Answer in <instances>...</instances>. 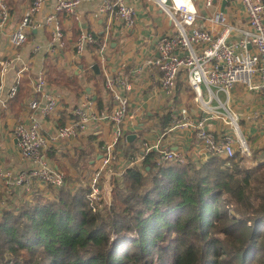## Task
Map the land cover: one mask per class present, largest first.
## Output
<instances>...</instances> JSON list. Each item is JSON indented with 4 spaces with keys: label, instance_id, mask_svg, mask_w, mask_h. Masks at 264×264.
<instances>
[{
    "label": "crops",
    "instance_id": "1",
    "mask_svg": "<svg viewBox=\"0 0 264 264\" xmlns=\"http://www.w3.org/2000/svg\"><path fill=\"white\" fill-rule=\"evenodd\" d=\"M32 1L7 0L11 19L0 33V96L5 101H0V170L9 172L14 179L20 172L29 168L19 151L14 130L19 123L28 124L30 114H35L39 119L41 132L48 137L58 127H64L78 119L75 111L84 93L92 95L98 110L111 111L115 104L106 88L107 76L123 78L129 86L124 92L129 106L126 117L120 124L124 133L119 142L122 147L128 149L129 144L136 143L139 150L136 156H140L144 142L161 140L163 148L183 153L188 163H204L211 156L204 147L198 130L173 128L177 121L190 118L195 122L206 116L197 110L195 96L186 73L179 74L176 89L170 96L161 91V74L158 71L150 72L145 68L139 77L133 76L136 69L145 67L157 55L158 41L174 33L169 19L154 2L126 0L136 11L132 29L107 14L98 16L101 0L83 2L78 8L79 20L67 17L64 13L59 15L66 35L65 48L54 50L51 47L52 30L44 24L45 17L56 6L55 1L50 0L41 13L34 17V23L39 27L30 29L28 42L19 49L13 48L10 37L23 21L25 11ZM212 1L213 6L207 7V0H193L199 13L196 26L219 37L224 25L216 23L215 19L217 14L222 12L224 23L237 30L232 34L230 41L238 43L242 38V30L248 28L245 7L240 0ZM82 29L92 33L98 42L106 41V51L100 52L99 44L90 45L83 54L78 55L75 44ZM8 60H12L11 68L5 70L3 63ZM96 67L97 71L94 69ZM55 72V79H58L59 84L50 81V75ZM41 73H45L48 82L46 93L58 97L59 100L56 112L47 118L31 108L33 101L44 102L42 94L35 90L34 83ZM66 78L75 83L74 87H71L72 92L64 87L62 80H67ZM13 86H17L19 91L23 88L22 103H18L14 109L10 99L7 100ZM77 88H80L78 95L75 91ZM203 91L204 96L208 97L205 86ZM229 95V101L228 95L222 93L219 96L227 104L228 110L238 114L239 130L251 139L249 156L240 152L238 146L235 147L237 153H240V165L257 168L264 164V90L252 91L238 85ZM183 110L187 111L186 116L183 115ZM115 129L112 124L102 123L97 127H89L77 138L49 147L47 157L55 169L66 175L67 185L71 190L75 191L81 183L90 181L100 163L102 147L113 139ZM206 129L216 135L232 134L235 131L229 124L213 120L207 122ZM122 147L117 146L116 149L121 162L127 164L136 158L135 156L127 161ZM109 176H106L108 182L111 177ZM35 187L44 191L47 196L53 194L51 188L40 185ZM6 194L0 177V200Z\"/></svg>",
    "mask_w": 264,
    "mask_h": 264
},
{
    "label": "trees",
    "instance_id": "2",
    "mask_svg": "<svg viewBox=\"0 0 264 264\" xmlns=\"http://www.w3.org/2000/svg\"><path fill=\"white\" fill-rule=\"evenodd\" d=\"M135 144L118 143L127 161ZM157 157L111 177L112 206L99 212L87 181L1 198L0 264H264V164L240 165V153L186 165Z\"/></svg>",
    "mask_w": 264,
    "mask_h": 264
},
{
    "label": "built area",
    "instance_id": "3",
    "mask_svg": "<svg viewBox=\"0 0 264 264\" xmlns=\"http://www.w3.org/2000/svg\"><path fill=\"white\" fill-rule=\"evenodd\" d=\"M48 1L50 0L32 1L25 11L23 21L10 37L13 48L19 49L28 42L30 29L39 27L34 23V17L41 13ZM54 1L56 6L45 17L44 24L52 30V43L63 49L65 32L58 15L62 12L69 16L75 15L80 4L87 0ZM151 1L169 19L174 33L158 41L156 44L157 55L145 67L136 69L133 76L139 77L145 68L150 72L158 71L161 74V91L166 96H170L176 89L179 74L185 72L195 94L194 102L197 110L206 116L195 122L190 118L186 121H177L173 128L198 130L204 147L211 155L219 158L233 159L237 154L236 146L240 152L249 156L250 148L247 138L238 127L240 118L238 114L228 110L227 104L221 100L219 95L222 93L228 95L229 101L230 91L238 85H243L252 91L264 90V0H240L246 9L248 28L242 30V38L238 43L230 41L232 34L237 30L224 23L222 12L217 14L215 21L219 24L222 23L224 28L219 37H215L210 31L196 26L199 13L193 0ZM101 2L98 16L107 14L132 29L136 14L133 5H128L126 0H101ZM206 6L212 7L213 1L207 0ZM10 19L11 13H9L7 0H0V33L6 28ZM98 44L99 51L104 53L107 49L106 41L98 42L92 33L82 29L75 44L77 54L81 55L90 45ZM11 64L12 60L4 62L5 70L11 68ZM34 83L35 90L42 94L44 102L33 101L31 108L37 110L42 117L47 118L56 112L59 104L58 97L46 93L48 82L45 73H41ZM204 86L207 88L208 97L204 96ZM106 87L115 104L109 112L98 110L92 95L86 93L75 111L78 120L71 121L65 127L57 129L56 133L51 136L46 137L42 134V126L35 114H30L28 124L19 123L16 126L14 135L18 138L19 151L30 167L29 170L20 172L14 179L11 178L9 172L0 170V177L8 197L14 196L17 190H22L25 194L31 193L32 187L37 185L45 188L65 186V174L55 169L47 157L49 147L65 142V140L77 138L92 123L111 121L117 124L114 131L115 140L103 147L102 159L89 181L91 201L97 204L98 209L105 206L111 207V205L102 204L111 188L110 180L108 182L106 176L108 174L111 177L119 176L124 170H127L125 163L117 157L116 149L122 136L118 124L123 122L129 106V100L124 96V92L129 86L123 78L107 76ZM17 90L18 87L13 86L7 100L12 99ZM0 101L5 103L1 96ZM221 110L224 112L222 113ZM182 113L187 115L186 110H183ZM209 120L225 122V124L231 125L235 131L232 134L216 135L206 129ZM143 151L142 155L130 164L131 166L144 161L153 152H157L159 164L171 161L181 165L188 163L183 153L163 148L161 140L154 141L150 145L144 144ZM114 167L120 169L114 171Z\"/></svg>",
    "mask_w": 264,
    "mask_h": 264
},
{
    "label": "rangeland",
    "instance_id": "4",
    "mask_svg": "<svg viewBox=\"0 0 264 264\" xmlns=\"http://www.w3.org/2000/svg\"><path fill=\"white\" fill-rule=\"evenodd\" d=\"M88 1V0H87ZM83 2H86V1H83ZM82 2V3H83ZM81 3V4H82ZM80 4V5H81ZM80 7V6H79ZM78 7V8H79ZM78 8H77V13L75 14V15H71V16H69L68 14H66V13H64L65 15H67V17H71V18H73V17H75V18H77L78 19V17H77V15H78ZM100 8V7H99ZM63 13V12H62ZM61 13V14H62ZM60 15V14H59ZM59 15H58V18H59ZM60 19V18H59ZM79 20V19H78ZM61 21V20H60ZM82 31V30H81ZM65 38H66V35H65V33H64V41H65ZM51 47H52V49H54V50H58V49H61L62 50V48H60L58 45H56V44H53L52 43V41H51ZM64 48H65V46H64ZM87 49H88V47H87ZM86 49V50H87ZM77 51V50H76ZM62 82H63V84H64V86H65V84H66V80L64 79V80H62ZM188 82H189V80H188ZM68 85H69V83H68ZM67 85V86H68ZM189 86H190V84H189ZM71 87H74V85L73 86H71ZM68 88V87H65V88H67V90H69V91H71V90H73L72 88ZM64 88V87H63ZM107 88V87H106ZM190 88H191V86H190ZM204 88V87H203ZM108 90V89H107ZM191 91L193 92V90H192V88H191ZM72 92V91H71ZM109 92V91H108ZM194 93V92H193ZM86 93H84L83 95H82V97L85 95ZM73 95H74V93H73ZM76 95H78V92H77V94ZM194 96H195V94H194ZM82 101V98H81V100H80V102ZM80 102H79V104H80ZM78 104V105H79ZM78 107V106H77ZM97 109H98V107H97ZM126 117V116H125ZM125 119V118H124ZM78 120V119H77ZM76 121V120H75ZM124 121V120H123ZM109 123V124H112L113 126H114V128H116V126H117V124L116 123H114V122H111V121H103V122H100V123H92L91 125H89L88 127H87V129L89 128V127H97L98 125L100 126V124H102V123ZM67 125V124H66ZM65 127V126H64ZM118 127H119V129H120V125L118 124ZM59 128H63V126H61V127H58L57 129H59ZM86 129V130H87ZM121 130V129H120ZM121 132H122V130H121ZM242 132V131H241ZM56 133V131L53 133V134H55ZM52 135V134H51ZM123 136H124V133H122V136L120 137V140H121V138H123ZM247 138V137H246ZM115 140V134H114V136H113V139L110 141V142H107L105 145H109L110 143H112L113 141ZM247 141H248V147L249 148H251L250 147V142H251V139L250 138H247ZM146 143H148L149 145L151 144V143H149L148 141H146V142H144L143 144H142V148H143V146H144V144H146ZM104 145V146H105ZM103 148V147H102ZM144 152V151H143ZM103 153H104V151L102 152V155H101V159H102V156H103ZM150 155V154H149ZM136 158H138V156H136ZM136 158H133L131 161H129V163H127V164H125V168L126 169H128V168H131V167H133V166H135L136 164H139V163H136V164H134V165H130L131 163H133L134 162V160H136ZM101 159H100V161H101ZM118 162H119V159H118ZM26 164L30 167V165L26 162ZM52 164V163H51ZM120 169V168H119ZM117 167H114V171H118L119 170ZM27 170H29V168L27 169ZM27 170H23V172L24 171H27ZM95 171V170H94ZM125 171L126 170H124V172L123 173H121V174H119V176H121V175H123L124 173H125ZM120 173V172H119ZM66 176V175H65ZM116 176V175H115ZM119 176H117V177H119ZM66 184H67V179H66ZM66 184H65V186H66ZM50 188V187H49ZM113 186H111V188L109 189V191H108V193H107V196L104 198V201H103V203L102 204H104V205H111L112 206V190H113ZM7 192V191H6ZM15 194L17 195V194H20L21 196H23L24 195V191H16L15 192ZM14 194V196H11L12 198H18L16 195ZM5 199H7V198H10V197H8V195L6 194L5 195V197H4ZM93 202V201H92ZM3 203V202H2ZM93 204H94V209H93V211L94 212H99V210H101L102 208H103V210H104V207H102V208H100V209H98V206H97V204L96 203H94L93 202ZM0 205H1V200H0ZM109 207V206H108Z\"/></svg>",
    "mask_w": 264,
    "mask_h": 264
},
{
    "label": "water",
    "instance_id": "5",
    "mask_svg": "<svg viewBox=\"0 0 264 264\" xmlns=\"http://www.w3.org/2000/svg\"><path fill=\"white\" fill-rule=\"evenodd\" d=\"M94 69H95L96 71L98 70V69H97V67H96V68H94Z\"/></svg>",
    "mask_w": 264,
    "mask_h": 264
}]
</instances>
